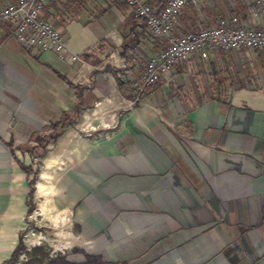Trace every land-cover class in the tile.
Masks as SVG:
<instances>
[{
    "label": "crops",
    "instance_id": "obj_1",
    "mask_svg": "<svg viewBox=\"0 0 264 264\" xmlns=\"http://www.w3.org/2000/svg\"><path fill=\"white\" fill-rule=\"evenodd\" d=\"M144 1L161 7L167 0ZM243 3L235 11L236 0L213 7L245 20L250 2ZM43 16L62 29L71 53L89 58L69 64L53 51L25 48L12 25H0V255L15 247L10 221L22 218L27 197L10 185L8 152L16 161V148L36 145L29 136L51 132L67 113L72 121L45 149L53 169L36 181L37 193L51 190L52 208L66 213L65 227L80 230V257L58 256L69 264H264V75L258 87L214 89L203 68L216 53L195 52L132 106L131 83L158 45L129 21L124 2L51 0ZM194 17L179 14L178 33ZM131 32L138 45L122 54Z\"/></svg>",
    "mask_w": 264,
    "mask_h": 264
},
{
    "label": "built area",
    "instance_id": "obj_2",
    "mask_svg": "<svg viewBox=\"0 0 264 264\" xmlns=\"http://www.w3.org/2000/svg\"><path fill=\"white\" fill-rule=\"evenodd\" d=\"M51 0H14L0 6V25H12V34L25 48H37L43 52L53 51L69 64L80 59L71 53L63 31L55 28L43 16L44 5ZM131 15L142 22L153 36L158 50L145 62L141 74L134 78L131 87L133 97L130 105L141 103L145 91L153 89L164 78L168 79L172 67L179 62H187L195 52L201 57L209 53H236L238 50L264 51V24L252 26L244 19L233 15L219 17L213 25L177 33V17L186 0H167L157 7L144 0H122ZM246 12L264 18V0H252ZM126 72L118 74L124 78Z\"/></svg>",
    "mask_w": 264,
    "mask_h": 264
},
{
    "label": "rangeland",
    "instance_id": "obj_3",
    "mask_svg": "<svg viewBox=\"0 0 264 264\" xmlns=\"http://www.w3.org/2000/svg\"><path fill=\"white\" fill-rule=\"evenodd\" d=\"M236 1L239 8H245V5H243L245 3L243 2L246 0ZM247 1L251 2L252 0ZM214 2L215 0H186V4L181 10L180 14H182L185 10H190L192 14H195L194 20L196 19L195 24H190L191 26H188L187 30H195L198 28L207 27L213 25L219 17H226L225 15L218 14V11H215L216 8L213 7ZM201 14H209L207 18L209 20L206 19L207 21H203L204 19L202 20ZM260 18V16L254 17L250 13L246 12L245 21L250 24L253 22V20H260ZM199 21H201V23ZM59 30L62 31V29ZM175 31L178 33L176 29ZM180 31L184 30H179V33ZM72 39L73 37L70 40L71 44ZM154 51H157V48ZM237 52L233 54H222V52L216 53L215 57L217 58H215L213 61H211V58L209 57L206 58L207 60L204 62L205 66L203 68V72L209 75L210 80L212 81L211 87H214L215 89L216 85H218L217 87L226 88V91H228V89L238 87L240 83L250 85L251 87H258L256 77L258 74H262V76L264 75V52H252L251 50L243 49L238 50ZM72 53L75 54V52ZM208 62L210 64L213 62L214 64H209L210 68H208ZM209 70L210 72L214 71V75L209 74ZM249 103H251V101ZM49 133L50 132H47L46 134L33 133L29 137L32 141H34L33 138L36 135L43 136ZM74 135L80 139L81 134L75 133ZM34 147H36V145L26 143L25 145L16 148L19 150V153L18 151L13 152L15 154V158H17L16 161H13L11 151L8 152V156L11 159L10 167L8 169V176L10 185H15L13 186V191H20L22 194L27 195L29 192V185L26 183V181L29 178V174H25L23 166H26L28 170L29 166H34V168L38 169L31 196V201L34 203V208L30 213H26V206L23 204L24 212L22 218L15 220L12 219L10 221L14 227L12 232L15 233V243L12 244L11 247L16 245L18 231V235L20 233L23 234V244L25 246L24 251L20 253L18 260L14 264H41L35 262L37 259L42 260V264H46L50 255L58 256L60 254L65 256L67 253L71 254L72 252L76 253L77 257H80V253L74 251L77 246L80 248L81 245L80 230L76 228L68 229L65 227L66 213L60 212L59 209L57 210L55 208V204L54 208H52L55 197L52 200L53 197H51V190H49V193L46 197L40 196L36 191V181L39 179L41 170L44 168L51 169L52 166H54V163L49 161L50 156L47 154L48 152L46 153L47 150L43 151V149L39 147L34 149ZM32 157H34V159H32ZM13 165H15L16 169L13 168ZM52 174L54 175V178L57 177L56 173L52 172ZM15 177H18L19 179L12 183L11 180ZM52 218H57L58 221L60 220L63 222L55 227ZM72 246L74 247L72 248ZM9 252L2 253L0 255V264H4V260L8 259V257L5 259L4 257L8 255Z\"/></svg>",
    "mask_w": 264,
    "mask_h": 264
},
{
    "label": "trees",
    "instance_id": "obj_4",
    "mask_svg": "<svg viewBox=\"0 0 264 264\" xmlns=\"http://www.w3.org/2000/svg\"><path fill=\"white\" fill-rule=\"evenodd\" d=\"M234 9L238 10L239 7L236 5L232 10L235 11ZM237 15H239L238 12H237ZM129 19H130L129 21L132 22V24H134V26L139 25L142 29H146L145 25L141 22L139 23V21L135 17L131 16V18H129ZM137 45H138V35L131 32L130 34H128L124 38V41L122 44V54H125L128 51L135 49L137 47ZM80 57L83 59L89 58L87 53H83ZM61 78L63 80H65L69 85L75 87V89L77 90V92H76L77 98H80L79 88L77 86L73 85L64 76H61ZM77 111H78V103L75 104V106H74V110H73L74 114H76ZM71 121H72V117H70L67 113H64L60 120L50 123L49 128H51L52 131L49 134L43 135V136L36 135L33 138V140L37 143L36 147H34V149H37L39 147V148L43 149V151H44L49 144H52L56 141L57 137L61 134L62 129L65 127V125H67ZM32 159H34V157H32ZM29 171H30L29 176H28L29 178L27 180V184L29 185V192H28L27 197H26V206H27V212L26 213H30L32 211V209L34 208V203L31 201V196H32V192L34 189V181L37 177L38 169L34 168V166H29ZM24 249H25V246L23 244V234L20 233L18 235V239H17L15 247L11 251L8 259L4 260L3 263L4 264H14L18 260L20 253L22 251H24ZM35 262L42 264V260H39V259L35 260ZM47 264H69V263L64 259V257L56 256L55 258L48 259Z\"/></svg>",
    "mask_w": 264,
    "mask_h": 264
},
{
    "label": "water",
    "instance_id": "obj_5",
    "mask_svg": "<svg viewBox=\"0 0 264 264\" xmlns=\"http://www.w3.org/2000/svg\"><path fill=\"white\" fill-rule=\"evenodd\" d=\"M24 167V170L27 174H29V170L26 168V166H23Z\"/></svg>",
    "mask_w": 264,
    "mask_h": 264
}]
</instances>
